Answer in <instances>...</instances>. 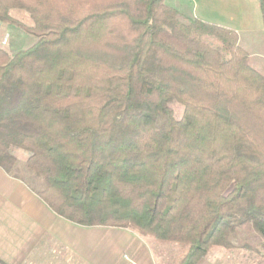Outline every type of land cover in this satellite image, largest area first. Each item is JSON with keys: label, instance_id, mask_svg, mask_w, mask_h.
<instances>
[{"label": "trees", "instance_id": "obj_1", "mask_svg": "<svg viewBox=\"0 0 264 264\" xmlns=\"http://www.w3.org/2000/svg\"><path fill=\"white\" fill-rule=\"evenodd\" d=\"M0 23L34 38L0 47L7 175L71 223L185 246L179 264L241 226L264 251V75L236 31L165 0H0Z\"/></svg>", "mask_w": 264, "mask_h": 264}, {"label": "crops", "instance_id": "obj_2", "mask_svg": "<svg viewBox=\"0 0 264 264\" xmlns=\"http://www.w3.org/2000/svg\"><path fill=\"white\" fill-rule=\"evenodd\" d=\"M165 2L184 16L238 34L251 28L253 6L244 0ZM148 239L124 228L71 223L0 168V260L5 264H159V252ZM196 264L219 263L204 257Z\"/></svg>", "mask_w": 264, "mask_h": 264}, {"label": "rangeland", "instance_id": "obj_3", "mask_svg": "<svg viewBox=\"0 0 264 264\" xmlns=\"http://www.w3.org/2000/svg\"><path fill=\"white\" fill-rule=\"evenodd\" d=\"M249 2L253 18L251 28L239 34V44L250 55L251 65L264 75V28L257 0ZM249 7V6H248ZM11 15L25 26H31L29 15L22 10H13ZM34 38L24 30L12 25L0 23V47L9 52L25 49L32 45ZM177 112L181 108H176ZM149 238L152 249L159 252V264H179L186 247L175 242H160ZM261 239L248 226H241L232 238L231 248L212 247L206 257L215 259L219 264H262L261 254L264 252L260 245Z\"/></svg>", "mask_w": 264, "mask_h": 264}]
</instances>
